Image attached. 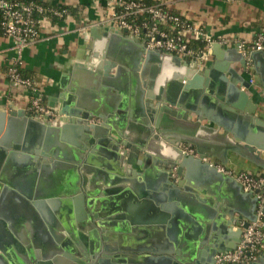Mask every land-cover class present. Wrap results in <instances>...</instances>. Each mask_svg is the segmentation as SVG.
Listing matches in <instances>:
<instances>
[{
	"label": "crops",
	"instance_id": "obj_1",
	"mask_svg": "<svg viewBox=\"0 0 264 264\" xmlns=\"http://www.w3.org/2000/svg\"><path fill=\"white\" fill-rule=\"evenodd\" d=\"M110 1L47 0L50 5L68 8L72 17L63 21L52 19L40 26L37 41L24 54V76L34 80L36 96L57 113L67 103L73 115L78 111L76 104L81 103L84 113L110 117L112 129L134 140L142 131L143 114L145 116L153 105L146 103V97L143 100L134 93L130 83L133 71L129 65L133 61L141 63L138 74L148 86L143 91L154 94L165 90L182 67L172 57L175 55L164 52L160 60L148 64L146 54L138 57L143 51L141 40L128 33L126 36L114 33L119 29L109 22ZM145 1L149 5L162 4L202 29L213 45L221 40L229 41L230 46L223 47L224 55L232 50L239 51L238 43L251 45L259 34H264V0ZM72 9L77 10L75 15ZM188 36L193 38L191 33ZM213 45L206 44L208 56L203 61L197 60L200 70L208 73L209 80L220 76L225 62L215 55ZM12 47L13 42L0 30V112L13 109L28 112L27 92L14 88L7 77L14 58ZM228 64V69L233 70L239 80L254 81L247 93L254 110L257 106L260 111L248 116L245 112L232 111L229 106H223L225 104H217L214 96H209L207 102L192 97L182 109L171 108L172 112L163 114V126L181 133L168 134L172 143H163L177 148L174 144L183 136L190 141L180 144L178 149L183 153L187 154L186 149L192 150L193 156L203 155L217 167L261 176L264 169L238 157L230 149L237 147L248 157H253L250 149L257 151L262 147L264 150V60L257 64L249 57L247 68L236 61ZM213 71L214 77L211 76ZM226 78L231 79L230 76ZM212 120L228 127L241 137L240 141L231 132L225 137L224 129H216ZM91 122L101 124L104 119L95 117ZM69 133L73 135L72 131ZM99 147H89L83 156V161L88 162L85 166L82 164L75 176L69 169L57 170L50 162L20 161L0 165V249L11 251V261L1 255L7 264H37L39 258L42 264H49V261L56 264L50 255L58 247L64 251L77 250L82 259L91 264L87 260L90 244L95 235L101 238L99 244H105L102 229L108 228L97 224L110 223L111 219L121 225V228L112 227V233L122 238L109 239L108 249L114 252L122 247L130 250L129 254L123 253L126 255L120 260L121 264H166L157 260L172 259L170 252L177 251L171 235L173 228L180 230L183 238L199 243L208 227L210 239L220 238L230 219L224 214V208L233 211L236 218H244L240 225L246 223V217L256 216L257 205L241 191L240 185L235 183L239 189L236 190L230 183L219 184L212 175L198 170L189 176L196 191L193 212L205 219L193 217L175 196L176 190L185 194L184 189L175 184L181 181L180 176L175 171L170 177L161 165H154L152 162L160 161L154 158L155 152L148 153L152 159L149 162L140 152L133 158V165H126L110 157L109 146ZM169 182L170 187H167ZM74 187H79V192L75 193ZM197 194L206 203L200 202ZM260 259L264 264V253ZM70 262L62 258L58 264Z\"/></svg>",
	"mask_w": 264,
	"mask_h": 264
},
{
	"label": "water",
	"instance_id": "obj_2",
	"mask_svg": "<svg viewBox=\"0 0 264 264\" xmlns=\"http://www.w3.org/2000/svg\"><path fill=\"white\" fill-rule=\"evenodd\" d=\"M94 32L95 31H93V33ZM114 33L121 36H126L127 34L126 31L122 30H115ZM107 34L108 33H106V35ZM141 43L143 44V51L139 52L138 57L146 54L147 64L149 61H158V59L160 60L163 57V52L148 51L146 44L142 41ZM212 48L219 59L225 60L219 77L209 80L208 73L204 69L200 70L197 60L192 63L186 62L181 57L172 56L176 58L177 63H180L182 69L176 73L173 82H170L165 90H160L157 94L143 91L146 90L148 86L145 80H142L140 74H138L140 72L141 63L133 61L131 63L132 65H129L133 71V73L130 74V83L134 93L137 95L139 94L143 100L146 97V103L153 105V108L149 107L147 109L145 116L143 114L142 131H140V135L138 133L139 136L134 140H132L131 136L121 135L116 132L115 128L112 129L110 117L104 118L101 115L84 113L82 109L84 106L81 103L76 104V110L78 111H75L73 115L69 113L68 104L66 103L65 106L58 111V117L55 121H51L48 118L41 119L32 116L23 109L0 112V165L3 163L16 164V162L20 161L28 163L34 161L42 163L50 162L57 170L66 168L75 176L82 168V164L85 166L88 162L87 160L85 162L83 161V156L88 152L89 147L98 149L100 145L109 146L111 148V150H109L110 157L114 161L123 162L126 165H133V158L140 152L145 154L146 162L151 161V155L148 153L153 151L157 154L154 158L160 160L159 162H152L154 165H161L164 173L166 175L168 174L170 177L176 171L177 175L181 178V181L175 184L177 187L183 188L185 194H181L178 190L175 191L178 202L186 207L188 212L192 214L191 216L203 217L205 219L204 216H201L197 212L196 214L193 212L195 211L193 195L196 194V191L189 180L190 174L198 170L205 171L207 174L212 175L219 184L230 183L235 186L237 182L234 178L221 173L217 165H213L211 162L207 161V158L203 155L196 158L178 149L180 144L190 143L189 139L182 136V138L174 144L177 148L166 146L163 142L172 143L167 138L168 134L176 133L180 135L181 133L179 134V132H175L163 126L165 125V121L162 118L163 114L172 112L171 108L182 109L185 107L184 104L189 99H192V97L207 102L209 96H214V101L217 104H225L223 106H229L232 111L237 110L241 113L245 112L248 116H254L260 111V108L256 105L257 110H254L253 101L247 93L251 88L249 81L246 79L239 80L235 72L228 69V63L233 61L247 68L248 59L237 50H232L224 55L222 53L225 51L224 48L217 43L214 44ZM250 60L260 64L262 60H264V53H252L250 55ZM108 64L107 62V65ZM216 69H218V71L220 70L218 67H216ZM215 74L213 71L211 76L214 77ZM226 76H230L231 79L226 78ZM143 77L144 75H142V78ZM259 85H262V81L260 80ZM186 108L189 107L187 106ZM95 117L104 119V123H92L91 121ZM198 121L202 120L199 119ZM212 123L217 125L215 127L216 129L218 127L224 129L225 137L232 131L226 126H220L217 121L212 120ZM69 131L73 132L72 136L68 135L70 134ZM231 133L236 140L240 141L241 137L236 136L233 132ZM230 151L235 153L238 157L246 159L254 165L264 169V150L262 147L257 151L252 149L249 150L253 157L245 156L237 147L231 148ZM225 158L229 160L226 153ZM169 184L170 182L166 186L168 187ZM237 185L239 184L237 183ZM235 188L239 190L236 186ZM240 189L243 191L241 186ZM74 192H79V187H74ZM246 195L251 200H254L255 205H257L258 201L256 197L247 193ZM197 198L201 200L200 202L206 203L205 200L201 199L199 194H197ZM223 212L226 216L230 217V219L226 222V226L223 228L220 238L210 239L211 234L208 227V229L204 231L205 234L202 236L199 243L197 242L198 240L192 242L185 237L183 238L180 230L177 231L173 228L171 235H173L174 243L177 244V251L170 252L172 259L165 258L157 261L166 264H215L216 255L235 250L241 242L243 231L248 228L251 222L256 220V216L253 214L254 217H246L245 220L247 221L245 225L241 226L240 222L243 221V217L236 218V214L227 208H224ZM120 219L121 218L118 220ZM110 221V223L97 224L98 227H103L104 229L105 227L108 228L105 230L102 229V241L105 242V244H101V242L99 244L98 241L101 238L96 235V238L92 240V244H90L91 250L89 252L91 254L93 252L92 256L94 257H92V259L87 258V260L91 261V264H121L122 261L120 260L124 259L122 257L130 253V250L123 247L115 252L108 249L106 243L109 239L121 240L122 238L120 234L112 233L114 231L112 227L116 226L121 228V225L115 223V220L111 219ZM237 227L238 229L235 231ZM72 238L75 239L76 237L72 235ZM227 242H229V244ZM0 252V264H7L1 255L10 259V261L12 260L11 251L0 249ZM95 253L96 256L101 254L97 261L95 259ZM113 253L115 254L113 255ZM123 253L126 254L123 255ZM50 258L54 260L53 262L56 264H58V261L60 262L62 258L71 261L70 264H87V261H85L86 259H82L80 253L75 249H66V251H64V249L58 247L57 250L51 251ZM112 260H115V262ZM40 261L39 258V263L37 264H42ZM48 263L53 264L51 261ZM254 264H263V260L259 259V261Z\"/></svg>",
	"mask_w": 264,
	"mask_h": 264
},
{
	"label": "built area",
	"instance_id": "obj_3",
	"mask_svg": "<svg viewBox=\"0 0 264 264\" xmlns=\"http://www.w3.org/2000/svg\"><path fill=\"white\" fill-rule=\"evenodd\" d=\"M47 3V0H44ZM48 4V3H47ZM109 22L116 28L126 31L132 37L143 41L147 49L161 51L184 59L203 61L209 54L192 47L194 42L213 45L202 29L180 15L167 10L162 4H147L144 0H111L108 4ZM71 13L66 7L45 5L30 0H0V27L4 36L13 42L14 58L7 70V77L14 88L27 92L30 105L28 112L39 118L55 120L58 113L46 106L40 96H36L34 80L22 74L26 49L39 37V28L52 19L67 20ZM84 31V28L81 30ZM188 33H191L190 38ZM222 47H229L227 40L218 41ZM238 50L248 59L254 52L264 53V34H259L251 45L238 43ZM254 83L253 80L250 81ZM29 93V94H28ZM195 155L192 150H185ZM218 170L232 177L243 191L256 197V220L243 231L239 246L230 252L215 257V264H254L264 253V175L234 173L224 167ZM245 225L242 223L241 226Z\"/></svg>",
	"mask_w": 264,
	"mask_h": 264
},
{
	"label": "trees",
	"instance_id": "obj_4",
	"mask_svg": "<svg viewBox=\"0 0 264 264\" xmlns=\"http://www.w3.org/2000/svg\"><path fill=\"white\" fill-rule=\"evenodd\" d=\"M30 1H35L37 3H42V4H45V5H48L47 3L44 2V0H30ZM145 1V0H144ZM146 2V1H145ZM148 4V3H147ZM71 12L75 15L77 13V10L75 9H72ZM0 30H1V27H0ZM192 47L197 50V51H204L206 49V44L203 43V42H194L192 43ZM22 74H24V70L22 69Z\"/></svg>",
	"mask_w": 264,
	"mask_h": 264
},
{
	"label": "flooded vegetation",
	"instance_id": "obj_5",
	"mask_svg": "<svg viewBox=\"0 0 264 264\" xmlns=\"http://www.w3.org/2000/svg\"><path fill=\"white\" fill-rule=\"evenodd\" d=\"M32 116L38 117L37 115H32ZM89 255H90L89 258H91V259H92V257H94V256H92L93 255V252H92V254L90 253ZM94 255H95V259L97 260V257L98 256H96V253ZM89 262H91V261H89Z\"/></svg>",
	"mask_w": 264,
	"mask_h": 264
}]
</instances>
